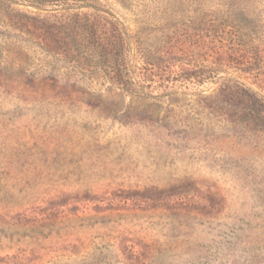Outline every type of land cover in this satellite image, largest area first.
<instances>
[{
  "label": "rangeland",
  "instance_id": "obj_1",
  "mask_svg": "<svg viewBox=\"0 0 264 264\" xmlns=\"http://www.w3.org/2000/svg\"><path fill=\"white\" fill-rule=\"evenodd\" d=\"M0 264H264V0H0Z\"/></svg>",
  "mask_w": 264,
  "mask_h": 264
}]
</instances>
